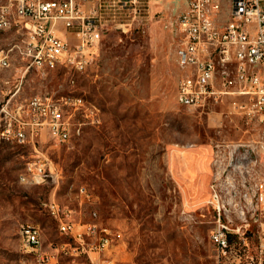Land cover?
Listing matches in <instances>:
<instances>
[{"label": "rangeland", "instance_id": "obj_1", "mask_svg": "<svg viewBox=\"0 0 264 264\" xmlns=\"http://www.w3.org/2000/svg\"><path fill=\"white\" fill-rule=\"evenodd\" d=\"M160 2L151 13L168 7L166 16L156 15L145 31L106 33L97 61L84 72L29 67L13 50L12 65L0 66L1 117L18 90L14 98L50 92L64 105L70 127L67 140L46 132L24 144L0 127V264H240L220 262L210 239L211 152L218 141L256 138L262 128L233 112L230 97L205 107L177 101L184 38L170 16L187 0ZM222 4L226 22L228 0ZM8 6L0 2V12ZM12 22L0 32V50L25 36V26ZM40 163L45 174H31L29 164ZM52 202L77 223L95 220L107 228L110 247L93 259L75 251ZM184 206L189 219L181 214ZM25 223L39 226L50 261L21 239Z\"/></svg>", "mask_w": 264, "mask_h": 264}, {"label": "built area", "instance_id": "obj_2", "mask_svg": "<svg viewBox=\"0 0 264 264\" xmlns=\"http://www.w3.org/2000/svg\"><path fill=\"white\" fill-rule=\"evenodd\" d=\"M9 6L0 12V32L12 19L25 26L12 47L0 50V66L12 65L15 51L25 63L42 71L64 67L84 72L97 61L106 33L145 31L156 15L152 5L160 0H0ZM16 5V9L12 7ZM187 0L185 9L170 23L183 33L179 57L182 74L177 101L189 107H205L232 98L233 112L255 120L262 133L247 140H221L212 147L211 180L207 207L214 214L210 239L220 262L239 259L240 264H264V0ZM166 16V14H165ZM40 55H48L40 64ZM2 106V134L19 143H35L44 133L67 140L70 127L63 104L50 92L14 98ZM29 172L45 174L43 163L29 164ZM82 194L90 193L81 189ZM59 229L77 243L75 251L91 257L111 244L110 232L97 221L77 223L57 202L50 204ZM181 214L191 218L184 206ZM21 239L44 262L52 256L43 249L41 231L33 223L20 228ZM102 264H110L104 261Z\"/></svg>", "mask_w": 264, "mask_h": 264}, {"label": "crops", "instance_id": "obj_3", "mask_svg": "<svg viewBox=\"0 0 264 264\" xmlns=\"http://www.w3.org/2000/svg\"><path fill=\"white\" fill-rule=\"evenodd\" d=\"M18 91H19V90H18ZM18 91L15 92V93L17 94ZM15 93H14V94H15ZM211 159H212V152H211ZM210 180H211V162H210ZM209 183H210V181H209ZM208 192H209V186H208ZM93 256L96 257V258H98V257L101 256V254H99V253H92V254H91V258H92V259H93Z\"/></svg>", "mask_w": 264, "mask_h": 264}, {"label": "bare ground", "instance_id": "obj_4", "mask_svg": "<svg viewBox=\"0 0 264 264\" xmlns=\"http://www.w3.org/2000/svg\"><path fill=\"white\" fill-rule=\"evenodd\" d=\"M48 55H40V64H47Z\"/></svg>", "mask_w": 264, "mask_h": 264}]
</instances>
